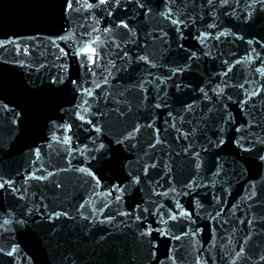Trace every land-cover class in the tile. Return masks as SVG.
<instances>
[{
	"label": "water",
	"instance_id": "water-1",
	"mask_svg": "<svg viewBox=\"0 0 264 264\" xmlns=\"http://www.w3.org/2000/svg\"><path fill=\"white\" fill-rule=\"evenodd\" d=\"M60 2L0 0V40L15 39L35 47V55L31 58L14 57L11 45L7 51L0 49V101L18 112L23 109L25 117L21 131L12 124L11 112L0 111V173L13 176L17 180L16 186L21 187V194L27 188L23 201L7 194L0 195V204L3 205L0 220L6 218L5 212L15 209L13 215H16L23 211V205L31 209L34 204L40 206L41 202L48 205L49 211L54 209L67 213L66 217L52 222L35 213L26 227L14 230L10 239L20 248V256L14 264H171L167 258L170 249L176 257V264H195L197 257L206 264H233V261L235 264H264V260L260 259L264 256V166L231 143L202 153L206 165L202 175H207V168L212 167L217 157L223 165L224 174L212 178L216 180L215 187L200 189V198L208 201L215 193L221 197L222 203L218 205L221 215L214 221L207 216L197 220V226L203 231L195 237L162 242L154 250L155 256H149L148 245L141 242L138 226L132 223V217L117 215L120 211L135 212L137 205L145 207L144 201L150 195L147 178L137 173L141 175V184L131 186L128 183V172H137L145 161L151 163L155 158L160 162L157 169L149 170L153 179L157 178V172L163 174L165 164L171 169L161 181L163 187H158L157 191L168 189L166 180L169 178L179 190L193 175L191 152L184 155L183 148L191 141L195 150H199L200 144L215 136L213 117L218 115V104L215 103L213 88H224L227 81L229 86L225 89V96L231 94L233 100L249 99L242 95L241 90L231 87L234 83H243L249 93L254 89H264V76L255 71L256 68L264 70V47H261L264 44V11H256L245 20L244 0H240L239 5L236 0H230L232 7H220V0H214V7H209L206 0H176L167 8L164 0H142L144 9L127 5L129 11L122 16L131 31L125 35L127 30L115 29L109 35L102 31L92 33L91 25L95 22L91 18L85 22L80 16L73 19L61 16ZM170 8L173 9L172 18L183 21L182 38L170 21L164 19ZM84 15L87 16V13ZM99 19L95 27L103 29L115 17L99 13ZM213 22L216 27L206 29L205 25ZM81 25L84 29L80 28ZM63 29L76 31L78 36L81 31H86L93 37H99L101 42L107 41L102 49L101 67L96 70V80L100 83H103L104 76L111 73L108 85L98 90L107 100L106 103L104 100L99 103L104 115L98 117L102 120L101 139L110 149L109 156L104 160L89 163L80 156L66 158L59 145L53 143L51 148L48 147L50 133L42 131L47 117L57 115L53 100L57 104L65 103L71 96L70 92L54 96L46 87L48 75L57 71L54 64L59 63L55 60L56 49L50 42L63 34ZM200 32L209 37L203 45L196 39ZM221 32L225 35L217 40ZM236 36L243 39L238 40ZM249 40L251 45L247 43ZM58 43L66 47L62 42ZM181 44L183 49L178 47ZM205 51L211 55L205 56ZM125 52L127 58L121 59ZM192 52L196 53L197 59L188 61L186 58ZM141 55L148 57L150 63L157 67L151 68L139 61L137 57ZM249 55L251 60H246ZM17 59H25L32 66L20 67L13 63ZM225 60L229 61L228 65L223 63ZM238 60L240 63H237ZM41 63L47 66L37 71ZM70 63V74L75 78L81 70L76 63ZM177 66L185 70L172 80H166L170 70ZM228 67H232V72L224 76ZM157 77L166 80V83L161 84ZM174 83L190 87L178 92L173 87ZM87 86L95 87L94 84ZM141 87L145 91H141ZM157 87L161 89L159 97ZM200 87L205 88L213 103L202 97L198 91ZM106 93L111 95L106 96ZM145 95L147 100L142 103ZM155 103H160L161 107L155 108ZM225 103L236 125H244L248 121L259 124L260 127L254 130L255 135L264 137V91L249 100L247 105L227 100ZM185 104H194V110L186 112ZM207 108H212V113H208ZM149 122L160 129L159 138L165 141L152 149H148V143L153 140V129L144 126ZM134 123L141 125L136 148L116 145L115 138ZM173 123L181 132L193 128L196 131L185 140L180 132L169 126ZM232 135L229 131L228 136ZM80 139H84L83 135ZM30 146L42 147L38 161L31 155ZM144 150L148 151L147 156ZM68 159H71V165ZM92 165H95L93 171L103 175L101 186L95 191L91 182H85L88 178L74 170L75 167ZM38 168L55 175L43 183L22 179L29 170L36 171ZM64 168L68 170L62 171ZM241 169L244 170L243 175H240ZM47 171L43 174L47 175ZM204 182L209 181L205 179ZM56 183L61 186L55 187ZM118 184L127 186L125 192L114 194L121 195L119 203L114 195H105ZM151 198L166 206L169 203L162 197ZM178 199L187 208L192 197ZM105 204L109 207L105 208ZM80 205L85 207L80 208ZM207 211L215 214L214 207H208ZM83 216L88 219H83ZM108 217L113 218L111 222H108ZM176 231L179 232V226ZM241 247L245 250L244 255L237 257ZM7 260V257H0V264H7Z\"/></svg>",
	"mask_w": 264,
	"mask_h": 264
},
{
	"label": "snow or ice",
	"instance_id": "snow-or-ice-1",
	"mask_svg": "<svg viewBox=\"0 0 264 264\" xmlns=\"http://www.w3.org/2000/svg\"><path fill=\"white\" fill-rule=\"evenodd\" d=\"M176 0H164L165 7L167 8L169 4L174 5ZM206 3L209 7H214V0H206ZM240 0H236V4L239 5ZM127 5H134L135 8L144 9L145 4L142 0H61L60 2V12L61 16L68 19H73L76 16L82 17L85 22L91 18L95 23L91 25L92 33L102 31L105 34H113L115 29L127 30L125 35L131 31L129 24L125 21L122 16L129 11ZM220 7H232L230 0H220ZM244 8L246 10V15L244 16L245 20H248L252 17L253 13L256 11H264V0H244ZM119 10V11H118ZM150 11V9H149ZM87 13V16L84 14ZM99 13H105L106 17H115L108 22V26L103 27V29H98L95 27V24L100 22ZM163 15V13H162ZM173 9H169L167 15H164V19L169 20L170 24L174 27L177 33L181 34V27L183 21L179 18H172ZM206 29H214L216 27L215 22L207 23L205 25ZM81 29H84V25L80 26ZM225 33L221 32L219 36L216 37L217 40L221 36H224ZM208 35L205 32H200L197 34L196 39H198L201 45L208 39ZM238 40H242L243 37L236 36ZM34 39V38H29ZM62 42L66 47H61L60 43ZM56 49L54 55L55 60L59 61L58 64H54L57 71L54 74H49L46 81V87L54 95H60L71 93V96L65 101V103L57 104L53 100L54 110L57 115H50L45 120L43 125V130H46L50 133V136L47 137L49 143L48 147L51 148L52 144L59 145L61 150L64 152L65 157L80 156L84 161L90 163L92 160H104L109 156L110 149L106 145L101 137L103 136L102 120L98 117H103L104 113L99 108V103L104 100L98 90L106 87L109 83L108 76L111 75L109 72L108 75L103 77V83H100L96 80L97 69L101 67V61L103 59L102 49L105 42H101L99 37H93L90 33L86 31H81L80 35H77L76 31L70 29H63V34L57 35L56 39L51 40L50 42ZM115 43V41H112ZM249 45L252 44V41H247ZM257 43H260L257 41ZM9 45H11V51L14 57H24L31 58L35 55V47L30 46L27 43L21 44L15 39L0 40V49L5 51L8 50ZM119 48V44L116 45ZM38 47V45L36 46ZM179 48L183 49V45H179ZM264 47V44L261 45ZM205 56H210L211 53L205 51L203 53ZM127 53L125 52L121 59L127 58ZM139 61H142L146 65H150L151 68H156L157 65L150 63V60L146 56L137 57ZM188 61L197 59L196 53H190L187 58ZM246 60H251V56H246ZM71 62L77 64L78 69L81 70V73L73 78L70 74ZM5 63L7 61H4ZM13 63L18 64L20 67H31L32 65L28 64L25 59L14 60ZM225 65L229 64V61H223ZM237 63H240L238 60ZM47 65L45 63L39 64L37 71L40 68H45ZM191 67V65H187ZM112 67L115 68V64H112ZM185 69L183 67L177 66L174 69H171V74L166 77V80H172L178 73H182ZM255 71L264 76V70L261 68H256ZM232 72V67H228L227 70L223 73L224 76H228V73ZM157 80L161 84L166 83V80H161L160 77H157ZM33 85L35 81H31ZM94 84L95 87H90L87 85ZM227 81L224 82V88H213L212 92L214 94L215 103L218 104L216 108V113L218 115L213 117V128L215 130V136L213 138H208L205 143L200 144L199 150H195L191 141L183 148V154L188 155L191 152V161L193 164V175L182 185V187L177 190L176 186L173 184L171 178L166 180V183L169 185L168 189L165 191H157L158 187H163L161 181L165 180L171 169L165 164L163 166L162 172H157L156 179H153L149 176V170H155L160 163L155 158L152 159V162L149 163L145 161L140 164V167L137 169V172H128V183L131 186L141 184V175L137 173H142L143 177L147 178L149 184V199L144 201L145 207L140 208L137 205L135 212H125L120 211L117 215L120 216H130L132 217V223L136 224L137 232L141 238L142 243H147L149 256H155V249H157L160 243L168 241H181L186 237H195L197 234L203 231V229L197 226V220L202 219L204 216H207L210 220H215L221 215V210L218 205L222 203L220 196L215 193L211 194V199L208 201H202L200 198V189H210L215 187L216 180L212 179L213 177H221L223 172V165L219 158H215L211 168H207V175H202V170L205 169V160L202 156V153H208L213 148H222L225 144L231 143L242 153H247L252 156L256 161L259 162V165L264 166V137H259L255 135V128L260 127L259 124H253L248 121L244 125H236L235 118L232 113L228 110V105L225 103V100L237 103L239 105H247L249 100L254 97L260 96L261 92L264 89H254L249 93L245 90V85L243 83L233 84L231 87L236 88L242 91L243 96H247L249 99H240L237 98L233 100L231 94L225 96V89L228 87ZM140 87V85H138ZM173 87L176 91H181L190 87L187 84L174 83ZM141 91H145L141 87ZM161 89L157 87V97H159ZM199 93L205 100H208L209 103H213V98L209 97L208 92L204 87L198 89ZM111 93H106V96H110ZM147 100L145 95L142 98V103ZM119 103V101H117ZM65 104L69 105L68 107ZM154 107L159 109L161 107L160 103H155ZM194 104H185L184 110L186 112H191L194 110ZM244 109H242L243 111ZM0 111L5 113H12V124L18 127L23 131L24 124V113L23 109L19 112L15 108H10L7 103L0 101ZM208 113H212V108H207ZM168 116L171 117V112L168 113ZM67 117V119L65 118ZM183 121V117L180 118ZM168 123V121H165ZM149 129H153V140L148 143V149L155 148L159 144H164L165 141H162L159 138L160 129L154 128V125L149 122L144 125ZM172 129L177 132H180V135L188 140L190 135H193L196 131L195 128L189 129L188 131L181 132L176 125H169ZM141 131V125L134 123L131 128L125 129L121 136L115 138L116 145H122L125 148H136L138 143V133ZM229 131L233 133L232 136H228ZM79 133V135H78ZM94 133V135H93ZM83 135L84 139L81 140L80 136ZM111 144V141H109ZM31 155L36 158L38 161L41 158L42 147L30 146ZM99 154V156H97ZM144 155H148V151L144 150ZM35 163V161H33ZM68 164L71 165V159H68ZM139 163V161H138ZM95 165L91 167H75V171L80 173L82 176L88 178L85 182H91L93 191L99 186H101L103 175H98L97 172L92 169ZM62 171H67L68 168L61 169ZM47 171L44 168H38L36 171H28L22 179L27 181H35L43 183L46 180H49L50 177L54 176L55 173L47 171V175L43 173ZM37 172L41 174H36ZM244 170L241 169L240 175H243ZM19 175V173H17ZM205 179L209 182L205 183ZM17 180L11 175H5L0 173V195L7 194L14 197L18 201L25 200L27 188L24 189V194H21V187H17ZM61 185L59 183L55 184V187L59 188ZM31 187V185H28ZM127 190V186L115 185L112 186L110 192L105 193V195L113 196L115 193H123ZM226 191V189H225ZM208 195V193H205ZM151 197H162L165 200L169 201L167 206L165 203L160 202L159 200H154ZM179 197H192L188 207L186 208ZM114 199L117 203L122 199L121 195H114ZM251 199V197H249ZM23 211L19 212L16 215L15 209H12V212H5L3 218L0 220V257H7V264H14L17 257L20 256V248L17 243L10 239L12 232L19 231L21 228L26 227L30 220L33 218L35 213H40L42 219H47L49 222L60 219L62 216H67L65 212H59L56 210L49 211L48 205L41 202L40 206L35 204L31 209L27 205H23ZM80 208L85 207V205H80ZM105 208L109 205L105 204ZM208 207L215 208V214L211 211H207ZM3 210V205L0 204V211ZM83 219L87 220V216H83ZM113 218L108 217V222H111ZM243 222V221H242ZM251 223V221H249ZM177 226H179V232L176 231ZM244 249L241 247L240 251L236 253L237 257L244 255ZM168 260L171 261V264H176V257L171 254V249L168 255ZM261 260H264V256L260 257ZM195 264H206L205 261H202L199 257L196 258ZM235 264V261H233Z\"/></svg>",
	"mask_w": 264,
	"mask_h": 264
}]
</instances>
